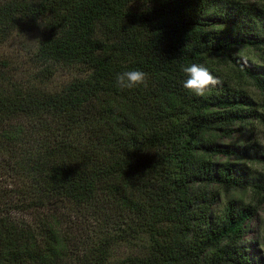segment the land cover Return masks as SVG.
I'll return each mask as SVG.
<instances>
[{
	"label": "trees",
	"instance_id": "1",
	"mask_svg": "<svg viewBox=\"0 0 264 264\" xmlns=\"http://www.w3.org/2000/svg\"><path fill=\"white\" fill-rule=\"evenodd\" d=\"M12 33L35 37L0 56V264H260L244 232L264 153L220 139L264 127V64L242 55L264 49V0H0ZM192 63L220 81L203 96ZM131 70L146 86L117 85Z\"/></svg>",
	"mask_w": 264,
	"mask_h": 264
},
{
	"label": "rangeland",
	"instance_id": "2",
	"mask_svg": "<svg viewBox=\"0 0 264 264\" xmlns=\"http://www.w3.org/2000/svg\"><path fill=\"white\" fill-rule=\"evenodd\" d=\"M248 2H258V0H243ZM35 34H18L12 33L8 39L0 45V56L2 55L8 62V65L14 66L27 59L28 48L34 43ZM243 56L249 57L253 61L264 64V49L259 48H243ZM27 69L31 65L26 62L24 64ZM73 75V70L69 67L63 66L57 69L51 80L47 81L48 86H57L59 83L68 79ZM247 91L254 97L258 98L259 93L252 87L247 86ZM250 124H246L244 128L236 129L233 135L230 137H222L220 142H250L256 141L264 153V127L255 119H250ZM260 148L255 146V150L252 149V153L260 151ZM223 154H219L217 158H222ZM247 165L250 167V171L253 174L263 176L264 175V162L258 161L255 158L250 162L247 161ZM2 181L0 180V183ZM8 187V185H6ZM228 191L220 190L218 195V202L215 205L213 212L214 214L219 213ZM232 196L239 197L243 202L253 203L254 199L250 197L249 190H233ZM25 215V214H24ZM244 238L252 246L251 249L254 255L259 258L258 263L264 264V202L259 204L256 214L251 216L246 225V231L244 232ZM125 250L122 248L118 249L116 255L123 253Z\"/></svg>",
	"mask_w": 264,
	"mask_h": 264
},
{
	"label": "clouds",
	"instance_id": "3",
	"mask_svg": "<svg viewBox=\"0 0 264 264\" xmlns=\"http://www.w3.org/2000/svg\"><path fill=\"white\" fill-rule=\"evenodd\" d=\"M182 71L187 75L183 82L184 88L192 91L197 96H203L207 89L217 86L220 81L202 65L192 63L188 66H182ZM147 74L141 70L124 71L117 73L116 82L121 88H133L144 84L146 86Z\"/></svg>",
	"mask_w": 264,
	"mask_h": 264
}]
</instances>
